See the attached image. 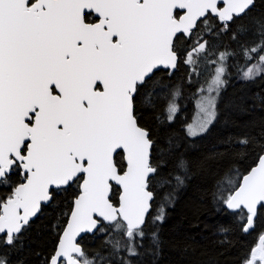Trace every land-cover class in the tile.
Here are the masks:
<instances>
[{"label":"snow or ice","instance_id":"obj_1","mask_svg":"<svg viewBox=\"0 0 264 264\" xmlns=\"http://www.w3.org/2000/svg\"><path fill=\"white\" fill-rule=\"evenodd\" d=\"M253 6L254 0H0V185L10 187L0 196L2 242L12 245L42 202L77 184L47 264L104 261L100 253L89 258L77 243L81 233L104 231L101 220L125 238L107 241L113 252L138 256L157 167L151 133L135 114V96L159 66H177L176 40L190 37L201 18L207 24L214 14L227 28ZM257 23L261 40L244 50L248 60L250 52L264 51V20ZM206 50L207 42H197L185 62L195 63L194 56ZM224 72L223 65L216 69L209 87L216 96L201 102L202 119L188 126L190 135L216 118ZM261 72L264 55L242 70V78ZM175 111L170 103L169 119ZM176 166L186 170L187 162ZM175 179L183 184L180 176ZM223 202L246 209L244 230L252 227L257 206L264 207V155ZM163 218L161 210L154 219ZM151 238L156 253L159 238L155 232ZM257 262L264 264V235L244 264ZM0 264L7 259L0 257Z\"/></svg>","mask_w":264,"mask_h":264},{"label":"trees","instance_id":"obj_2","mask_svg":"<svg viewBox=\"0 0 264 264\" xmlns=\"http://www.w3.org/2000/svg\"><path fill=\"white\" fill-rule=\"evenodd\" d=\"M207 19V24L204 19L198 22L190 37L176 40V70L156 71L135 96L138 123L150 131L154 142L151 160L157 173L150 182L152 208L143 226L146 235L138 256L113 252L107 241L125 238L103 222L100 227L104 231L98 228L94 235L79 240L89 258L97 253L104 256L100 264H122L121 258L131 264H244L264 232V207L258 208L253 228L246 233L247 213L229 211L223 202L264 152V72L251 80L241 77L242 70L264 55L258 50L249 53L250 60L244 56L245 49L254 48L261 40L257 21L264 20V0H254V6L227 28L217 17L209 15ZM197 42H207V50L194 56L195 63H186L187 53ZM221 53L226 56V72L216 118L204 133L190 137L186 125L197 92L209 81ZM148 93L150 100L145 98ZM170 103L176 106L172 119L168 118ZM244 139L246 145L240 143ZM181 159L187 162L186 170L176 166ZM176 176L183 184L177 183ZM9 192V186L0 185V196ZM77 194V184L59 190L12 245H5L0 234V257L8 264H47ZM161 210L163 220H155ZM152 232L160 242L156 253L151 249Z\"/></svg>","mask_w":264,"mask_h":264},{"label":"rangeland","instance_id":"obj_3","mask_svg":"<svg viewBox=\"0 0 264 264\" xmlns=\"http://www.w3.org/2000/svg\"><path fill=\"white\" fill-rule=\"evenodd\" d=\"M218 57H220V54L218 55ZM225 60H226V56H225V58L223 59V60H221L220 58H218L217 60H216V62L214 63V66H213V74L211 75V77H210V79H209V81L207 82V84L205 85V86H202V87H200L199 88V90H198V95H197V98L195 99V101H194V111H193V115H192V118H191V120L189 121V123L186 125V133H187V135H189L190 137H195V136H198V135H200V134H202V133H204L208 128H209V126L212 124V122L214 121H212L209 125H208V127H207V129L205 130V131H203V132H200V133H198L197 135H190L189 134V129H188V126L189 125H195V124H197V123H199V121L202 119V112H201V102L203 101V100H205L207 97H209L210 95L211 96H216V92H210L209 91V87H210V84H211V82H212V80H213V77L215 76V74H216V69L218 68V67H220L221 65H223V67H224V69H225V72H226V65H225ZM259 62V61H258ZM257 62V63H258ZM257 63H255V64H257ZM254 65V64H253ZM225 72H224V75H225ZM224 75H223V77H222V79L224 80V82H225V79H224ZM242 77V76H241ZM224 85V84H223ZM222 88V87H221ZM220 88V89H221ZM218 98V97H217ZM172 117H173V115H172ZM172 119V118H171Z\"/></svg>","mask_w":264,"mask_h":264},{"label":"water","instance_id":"obj_4","mask_svg":"<svg viewBox=\"0 0 264 264\" xmlns=\"http://www.w3.org/2000/svg\"><path fill=\"white\" fill-rule=\"evenodd\" d=\"M220 5V7H223V4L222 3H220L219 4ZM218 5V6H219ZM212 16H215L214 14H211ZM216 17V16H215ZM218 18V17H217ZM201 19H203V18H201ZM200 19V20H201ZM185 36H188L187 34H185ZM177 64H178V61H177ZM176 68H177V66L175 67V68H171V67H165V66H163V65H161V66H159V70L160 69H162V70H168L170 73H173L175 70H176ZM102 87V86H101ZM262 155H264V152H263V154ZM257 162H258V160H257ZM257 162H256V164H257ZM256 164L254 165V166H252L251 168H253V167H255L256 166ZM251 168L249 169V171L251 170ZM248 171V172H249ZM247 172V173H248ZM246 173V174H247ZM246 174H244V175H246ZM243 177V176H242ZM242 179V178H241ZM241 181V180H240ZM114 183V182H113ZM240 183V182H239ZM153 198H154V196H153ZM153 201V200H152ZM152 201L150 202L151 203V207H152ZM49 202H42L41 203V207L43 206V205H46V204H48ZM225 206V208L226 209H228L229 211H237V210H234V209H229L228 207H227V205L225 204L224 205ZM151 207H150V209H149V212H148V214L146 215V217H145V223H146V219H147V217H148V215H149V213H150V211H151ZM260 207V205H258L257 206V210H258V208ZM40 210H41V208H40ZM40 210L36 213V215H34L33 217H31L30 218V220H29V222L31 221V220H33L38 214H39V212H40ZM238 210H240V209H238ZM242 210H244L246 213H247V211H246V209H242ZM256 217V216H255ZM255 217L253 218V221H254V219H255ZM68 219V218H67ZM67 222V221H66ZM105 223V224H108V222H104V221H102L101 220V223ZM247 224V220H246V223H245V225ZM66 226V224L64 225V227ZM100 226H101V224H100ZM64 227H63V229H64ZM252 228H253V225H252V227H250L247 231H245L246 233H249L251 230H252ZM63 229H62V231H61V233H60V236L62 235V233H63ZM244 229H245V226H244ZM97 230L98 229H96V230H93L92 232H85V233H81L78 237H77V243L80 245V243H79V240L83 237V236H85V235H94L96 232H97ZM261 235H264V232L261 234ZM60 236H59V238H60ZM58 241H59V239H58ZM259 243V238H258V241H257V244ZM256 244V245H257ZM57 245H58V242H57ZM57 245H56V247H57ZM81 246V245H80Z\"/></svg>","mask_w":264,"mask_h":264},{"label":"flooded vegetation","instance_id":"obj_5","mask_svg":"<svg viewBox=\"0 0 264 264\" xmlns=\"http://www.w3.org/2000/svg\"><path fill=\"white\" fill-rule=\"evenodd\" d=\"M94 17H90V19H93Z\"/></svg>","mask_w":264,"mask_h":264}]
</instances>
